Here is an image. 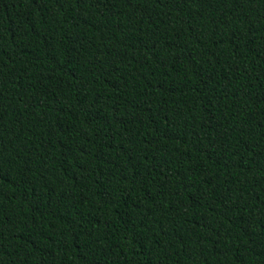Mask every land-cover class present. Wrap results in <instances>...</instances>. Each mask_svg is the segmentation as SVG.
<instances>
[{"label":"trees","instance_id":"16d2710c","mask_svg":"<svg viewBox=\"0 0 264 264\" xmlns=\"http://www.w3.org/2000/svg\"><path fill=\"white\" fill-rule=\"evenodd\" d=\"M0 264H264V0H0Z\"/></svg>","mask_w":264,"mask_h":264}]
</instances>
